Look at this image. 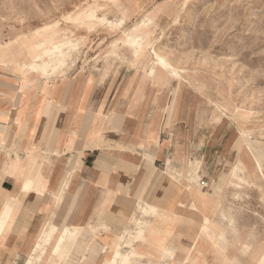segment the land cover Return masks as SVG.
<instances>
[{
    "label": "rangeland",
    "instance_id": "1",
    "mask_svg": "<svg viewBox=\"0 0 264 264\" xmlns=\"http://www.w3.org/2000/svg\"><path fill=\"white\" fill-rule=\"evenodd\" d=\"M79 13L83 14L80 21L71 20ZM127 31L139 39L136 52L131 41L119 40ZM48 39H55V43L73 41L77 50L68 53L60 65L54 56H44L41 49L35 48ZM108 46L118 54H107ZM159 57L167 64H161ZM0 60L6 67L0 70L3 84L19 88L22 79H27V101L57 81L66 86L68 81H85L93 76L86 104L89 111L83 116L82 127L76 130L83 138L68 149L78 154L87 147L110 148L112 144L124 150L118 145L114 122L125 129L127 118H133L135 132L146 133L148 122L161 117L167 104L171 106L167 116L172 114L173 103L176 110L171 125L175 127L171 129H181L186 136L191 133L200 140L198 143L212 133L241 136L246 146L251 138L264 140V0H0ZM36 64L38 69H50L51 74L37 73L40 70L33 68ZM7 68L16 69V73ZM141 87L144 91L139 94ZM7 96L11 94L0 92V98ZM139 137L134 134L131 139L137 140L126 142L133 152H152L157 142ZM14 152L12 145L5 148L8 163ZM199 160L188 161L180 172L174 166L162 165L158 174L186 181L190 187L195 184L201 193L198 172L203 165ZM242 177L238 186L226 184L207 200V207L211 205L212 209V223L207 229L204 222L199 226L190 219V213L203 215L200 210L189 211L190 205L182 209V213L189 214L177 218L164 212L156 216V208H141L138 210L142 216L164 222L146 220L139 224L135 217L130 229L140 225L146 239H126L119 251L130 256L131 264H178L174 257L176 261L180 250L194 256L188 264H206L200 251L209 245V254L219 258L216 264H264V179L257 183L251 177ZM15 213L16 210L13 216ZM104 226L109 227L107 223L85 226L89 234L84 240L91 239L90 234L96 231L98 237H111L110 227L108 231ZM112 230L116 243L111 244L110 257L123 233ZM194 230L197 235H192ZM43 239H37V264L49 249L48 259L71 261L79 254L75 250L78 239L83 241L78 236L64 242L61 253L53 258L51 251L57 237L47 251L48 244ZM115 253L108 264H120L123 256L113 262Z\"/></svg>",
    "mask_w": 264,
    "mask_h": 264
},
{
    "label": "crops",
    "instance_id": "2",
    "mask_svg": "<svg viewBox=\"0 0 264 264\" xmlns=\"http://www.w3.org/2000/svg\"><path fill=\"white\" fill-rule=\"evenodd\" d=\"M1 66L5 67L2 62L0 70ZM11 71L16 73L14 68ZM92 85V75L85 81H68L66 86L57 81L36 93L32 101H27V88L23 89L22 85L15 88L0 81V92L11 94L0 98V219L5 210L8 212L0 234V264H37L34 258L40 251L38 242L43 239L42 234H45V240L49 233L57 234L58 230L65 228L72 233L61 243V250L64 242L81 236L83 241L78 239L75 249L79 250V254L71 261H54L51 264H108L115 251L113 262L123 256L120 264H125L127 258L131 264L130 256L119 251L120 244L126 239L132 242L146 239L140 225L136 230L130 229L133 219L136 217L139 224L146 220L156 224L164 222L142 216L141 208H156L153 212L156 216L164 212L177 218L185 216L182 209L190 205L189 211L200 210L203 214L190 213V219L198 222L199 226L204 222L207 229L212 223L209 217L212 209L211 205L207 207L208 201L226 184L227 187L238 186V181L243 179L242 174L257 183L264 179V140L251 138L246 146L241 136L212 133L198 143L200 140L194 135L190 133L186 136L181 129L177 131L173 128L175 125H171L176 103L172 105L171 115L167 116V109L171 107L167 104L161 117L153 122L148 120L146 133L135 132L133 118H127L125 129L114 122L118 145L124 150L112 147L114 144L110 148L87 147L79 154L78 151L68 150L83 138L78 137L76 130L82 127L83 116L89 111L86 104ZM143 91L141 87L139 94ZM136 105L134 102L133 107ZM118 130L122 132L118 133ZM96 134L100 135L99 131ZM134 134L140 135L138 139L146 142L155 140L157 145L152 146V152L134 153L126 143L137 140L131 139ZM11 145L15 152L11 163H8L4 150ZM195 158H199L203 165L198 172L201 193L195 184H191L195 187L191 189L186 181L158 174L162 165L167 168L174 166L180 172L184 164L188 161L193 163ZM240 159V165L234 167ZM29 173H41L42 178L31 186V190L25 191L22 177ZM104 223L110 227L111 237L107 238L109 234L98 237L96 231L90 234L91 239L84 240L89 234L85 226ZM104 227L109 231V227ZM112 229L123 230V233L118 237L117 250L110 257L111 244L116 243ZM196 230L192 235L198 234ZM211 248L207 245L200 251L206 264H216L219 259L217 255L209 254ZM146 254L149 256V253ZM177 254L174 262L178 264H188L194 259L193 255L182 250ZM46 256L40 264H50Z\"/></svg>",
    "mask_w": 264,
    "mask_h": 264
},
{
    "label": "bare ground",
    "instance_id": "3",
    "mask_svg": "<svg viewBox=\"0 0 264 264\" xmlns=\"http://www.w3.org/2000/svg\"><path fill=\"white\" fill-rule=\"evenodd\" d=\"M81 15H83V14L82 13H79L75 17H73L71 20L77 21V20H79L81 18ZM94 19L97 20L98 18H95L94 17ZM96 20H93L91 22H94ZM46 30H49V28L46 29ZM124 39L125 40H128V42L131 41V43H130L131 44V48L135 49V52L139 49L140 42H139V39L135 36L134 33L129 32V31L125 32L123 34V36L120 37L119 40H124ZM49 44L51 46L48 47ZM35 48H36V50H38V49L40 50L41 49L44 56H46L47 54L48 55L50 54V55L54 56L56 58L58 64H60V65L64 64V62L66 61V58L69 55L68 53H71V52H74V51L77 50V46L73 43V41H69V42L67 41V42H65L64 40H62L60 42L55 43V39H48L46 41H42V42L38 43L37 46H35ZM111 53L112 54H118V52H116L114 49L112 50L111 47L108 46V52H107V54H111ZM158 60L163 65H166L167 64L166 61L164 60V58H162V57H159ZM0 64H1V60H0ZM33 68H37L38 69L39 68L38 67V64H36ZM38 70H40V71L37 72V73H39V74H41L43 76H49L51 74L50 69H46L45 66H43V68L40 67V69H38ZM8 71H11V69L8 68ZM26 80L27 79H25V78L22 79V81H23L22 82V88L23 89H26L27 88L26 87V83H25ZM242 155L245 156L246 153L243 151L242 152ZM256 161L260 165L259 161L258 160H256ZM41 178H42L41 173H37L36 175L35 174L32 175L31 173H29V174H26L25 176H23L22 177V180H23L24 190L25 191L31 190V186L34 183L38 182ZM7 216H8V212H7V210H5L4 213L1 216V219H0V234H1L2 229H3L4 220L7 218ZM70 233H72V231L69 228L62 229L61 232L60 233H57V234L49 233V235L46 238L47 244L53 242L54 239H55V237H57V239H56L57 245H55L54 249L51 251V257L53 256V258H55L56 257V254L58 252L61 253V246L60 245H61V243L64 240H66V238L69 236ZM48 260H49V263L50 264L51 263H54V259H53V261L50 260V258ZM124 263L125 264H129V258H127Z\"/></svg>",
    "mask_w": 264,
    "mask_h": 264
}]
</instances>
